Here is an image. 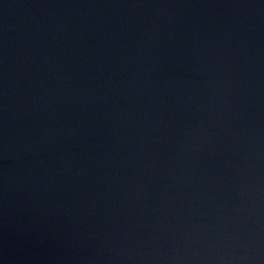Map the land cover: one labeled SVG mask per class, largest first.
Here are the masks:
<instances>
[{"label":"water","instance_id":"1","mask_svg":"<svg viewBox=\"0 0 264 264\" xmlns=\"http://www.w3.org/2000/svg\"><path fill=\"white\" fill-rule=\"evenodd\" d=\"M0 264H264V0H0Z\"/></svg>","mask_w":264,"mask_h":264}]
</instances>
